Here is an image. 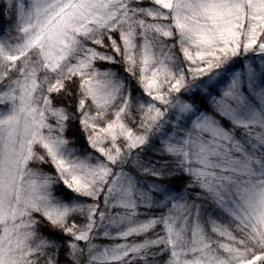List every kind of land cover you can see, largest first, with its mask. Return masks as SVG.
I'll return each instance as SVG.
<instances>
[{
  "label": "snow or ice",
  "instance_id": "1",
  "mask_svg": "<svg viewBox=\"0 0 264 264\" xmlns=\"http://www.w3.org/2000/svg\"><path fill=\"white\" fill-rule=\"evenodd\" d=\"M0 264H264V0H0Z\"/></svg>",
  "mask_w": 264,
  "mask_h": 264
}]
</instances>
